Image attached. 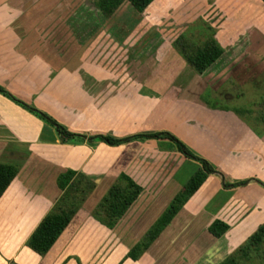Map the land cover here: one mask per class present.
Returning <instances> with one entry per match:
<instances>
[{"label":"crops","instance_id":"0c3cea01","mask_svg":"<svg viewBox=\"0 0 264 264\" xmlns=\"http://www.w3.org/2000/svg\"><path fill=\"white\" fill-rule=\"evenodd\" d=\"M247 3L248 0H152L140 12L145 16L143 21L151 18L157 27L184 29L197 16L218 27L223 20L234 18V12ZM256 4L251 1L250 9ZM79 5L73 6L71 0H0V30L3 29L2 45L5 44L0 48V63L4 65L0 66V75L8 76L12 70L10 76L23 81V88L32 91L37 102L45 104L49 111L61 113L67 126L74 123L76 128L78 123L75 130L86 136L159 130L166 127L162 123L166 115L189 114L191 134L210 148L199 149L200 154L220 173L207 175L138 258L124 257L183 186L176 178L184 163L180 153L165 145L166 138L111 145L86 137L72 144L61 141L58 132L55 142L38 141V131L0 110V158L14 155L8 152V140L30 142L24 166L0 196V211L10 204L15 211L20 210L0 215V264H217L240 244L264 264V135L259 136L234 105L210 103L201 97L204 90L208 96L230 101L243 94L237 85L229 90L223 86L227 80L238 79L239 74L229 68L230 62L236 60L235 54H228L234 45L223 48L219 57L222 62L216 59L215 65L192 74L185 82L168 80L167 74L182 75V68L178 74L173 72L175 68L150 69L151 54H146L147 63L133 58L118 71L100 61L107 59L118 65L125 56L102 54V48L98 53L102 42H96L95 49L90 50L86 39H82L78 52L74 54L70 49L74 42L72 23H78L80 31L86 26V18L76 14ZM258 20L245 25L244 32L235 34L240 39L229 43L260 42L257 37L264 32V21L262 17ZM116 23L118 26L120 21ZM132 23L128 21L123 26ZM97 27H102L101 19L99 25L94 23ZM152 55L159 62L166 60L161 54ZM131 62L133 67L127 68ZM137 62L140 64L135 68ZM139 74L144 79L140 80ZM7 88L14 90L11 85ZM188 161L196 168L200 165L194 159ZM67 168L89 175L95 186L83 207L41 255L26 244V239L59 195L56 177ZM121 172L143 189L116 225L109 228L90 214L88 204L112 183L121 182ZM241 179L249 180L234 186L224 184ZM215 219L229 225L220 237L208 229ZM93 237L97 247L90 249L84 244Z\"/></svg>","mask_w":264,"mask_h":264},{"label":"rangeland","instance_id":"374dc122","mask_svg":"<svg viewBox=\"0 0 264 264\" xmlns=\"http://www.w3.org/2000/svg\"><path fill=\"white\" fill-rule=\"evenodd\" d=\"M71 1L73 2V6L75 7L77 4H80L76 8V14L83 15L87 21L85 29L83 28L81 31L77 28L78 23H72L71 35H73L72 40H74V42L70 44V49L74 51V54L78 52L79 41L82 39H86V46L90 50H94L97 43L102 42L101 45L98 46V53L100 48H102V54H123L125 56V61L121 62L118 65L115 63H111L107 59H102L100 61L102 65L106 67L118 68V71L122 69L123 65H126L128 62H130V60H133V58L144 59V61L146 60L144 63H147L148 61L146 54H151L149 58V62L151 64L150 69H152L154 66H157V69H161L163 71H169L171 68H175L177 70L173 72H176L178 74V69L181 70L180 68H182V75L174 77L167 74L168 80L174 79L177 83L185 82L186 80H188V77L196 73V71L194 70L193 66L185 60L183 55L180 54L177 49L172 45L173 40L180 33H185L186 35L194 38L195 40H203L205 38V34H207L205 32H208L209 30L213 32V34L216 33L214 38L222 48H228L230 45H234L231 48L229 47L230 49L228 51V54H235L236 60L230 62L229 68L232 69L233 67V72H236L238 74L241 70V67H243L244 65H248L252 66V69H254V73L260 74L253 78H250L253 79L252 81L250 79H245L243 81L237 79V81L234 82H232L233 80H227V82L224 83L223 86L225 88L227 87L228 90L233 88V86L237 85L236 87L238 88V91L243 92V94L239 96L237 100L230 101L222 96L211 97L208 96V91L206 90L202 92L201 97L205 98L206 100H209L210 103H218L219 105L230 103L236 108L239 107V112L246 118L250 127L259 136L264 135V121H261V117L264 118V102L259 103V101L263 98L264 95V73L262 72V69L264 68V32H262L257 37L260 40V42L258 43L253 41L251 42L250 40L248 43L242 44L229 43L231 39H240L235 34L238 31L244 32L245 25H248V23H252L260 19V17H262L261 21H264L263 0L262 3H258L256 0H248L247 5H249L245 8L240 9L239 11L234 12V18H232L230 21L223 20L221 22V26L218 27H215L210 24V26H212L210 29L206 28V26L209 24L204 21L202 17L198 16L194 17L191 22L192 24H188V26L184 29L179 27L177 28L171 25H168L167 27H157L153 25L154 23L152 19L149 18L150 16H146V18H149V20L144 19L145 21H143L142 18H145V16H143L141 12L133 10L131 5L127 1L121 3L116 8V10L109 16H103L99 9L94 8V5L90 4L92 0ZM251 1L253 3H257L256 8L250 9L252 7V5H250ZM100 19L102 21V27H97V32L95 33L96 29L94 28V23L99 25ZM117 20L120 21L118 26L116 23ZM128 21L129 24L130 22H133V25H130L129 27H126V25L123 26ZM181 30H183V32H181ZM143 34L144 36H142ZM2 38L3 29L0 30V48L5 45H2ZM72 50L71 52L73 53ZM152 54H161L160 56L166 58V60H160L161 62H159V59L155 58ZM245 55H250V57L247 58L245 57ZM176 58L177 60H179L173 61V59L175 60ZM219 59L220 62H222L221 58ZM170 60H172V62H168ZM139 64L140 63L137 62L134 67L138 68ZM215 64L216 63H213V65ZM1 65L3 64L0 63V66ZM8 67L9 66L6 65L5 69L7 70ZM130 67H133L132 62L129 63V65L127 66V68ZM23 70L24 72H28L26 69ZM142 70L145 71V68L143 67ZM9 72L10 73L7 74L8 76H6L5 74L0 75V87H2V89L4 90H0V110L5 111L9 118L13 119L16 122H19L22 125H25L26 127H29L30 129H34L35 132L38 131V141L55 142L56 137L59 136L58 131L55 125L47 121L35 111L31 110L29 106H33L38 108L39 110L44 111L52 118L56 119L59 123L63 124L68 130L77 132V130L75 129L79 128L78 123L75 126L76 128H73L72 126L74 123L67 126L64 122H62L63 115L61 113L57 112L56 110L53 111L51 109V111H49L45 104L39 101L37 102V100L35 99V95H33V92L29 89L23 88L25 86V83L19 79H16L15 77H11L10 75L13 74L12 70L10 71L9 69ZM139 78L140 80L144 79L142 74H139ZM153 82L154 81L152 80L151 83ZM38 83L40 84V82ZM7 85L8 87L9 85H11L14 90L8 89ZM62 99L65 98L63 97ZM68 101L71 102L72 100ZM71 103L74 102L72 101ZM190 121L191 117L189 114H183V116L181 115L179 117H171L170 115H166L162 119V123L166 124V127L159 130H167L173 133L180 140H182L192 152L202 156L200 154L201 152L199 151V149L205 150L210 148H206L207 145L202 146L199 139L195 138L191 134L192 127ZM131 133L134 132H130L129 134ZM66 142L76 144L81 142V140L79 139V137H74L66 140ZM7 144V147L9 149L8 152H10L11 154L14 153V155L10 156L9 154L10 157L4 156L0 158V161L14 163L15 165H17L18 169H20V167L24 166V156L29 151L28 149L30 146V142H17V140H8ZM165 145L173 146L174 150L179 152L184 159V163L180 166V168H178L176 174V178L179 179V181H182L181 183L183 184L188 179L189 175L193 173L197 168L194 164L188 161L190 157L185 156L182 152L177 150L173 141L167 139V143H165ZM102 195L100 194L99 198L98 196H95V198L93 199V203L91 202L90 204H88V207H90V214H92V216L94 217L95 215H93V210L95 209ZM84 202L82 203L81 207H83ZM14 207V205L10 204L5 210L0 211V215L9 214V212L19 213L20 210L15 211ZM97 220L99 223L101 222L99 219ZM88 240L89 241L84 244L86 247H89L90 249L94 248L95 246L97 247V242L94 237L93 239L89 238ZM256 261L258 264H261L257 259Z\"/></svg>","mask_w":264,"mask_h":264},{"label":"trees","instance_id":"16d2710c","mask_svg":"<svg viewBox=\"0 0 264 264\" xmlns=\"http://www.w3.org/2000/svg\"><path fill=\"white\" fill-rule=\"evenodd\" d=\"M124 1H127L135 11L140 12L152 0H92V3L101 11L103 16H109ZM211 27L210 25L206 26L207 29ZM208 32H205L208 35L205 34L203 40H195L185 33H180L172 42L177 51L183 55L185 60L198 73H203L207 70L223 53V48L215 40L213 32L209 30ZM0 90H3L2 87H0ZM263 101L264 95L259 103ZM29 108L56 126L57 131L60 133L61 141L74 137H79L80 139L88 137L89 139H97L116 145L134 139L167 138L175 143L177 150L199 162V167L188 177L183 186L173 195L166 207L146 229L142 237L128 249L124 257L138 258L171 221L188 198L198 189L207 175L209 173H220L208 159L192 152L182 140L167 130L139 131L123 136H114L109 133H95L86 136L84 133L68 130L63 124L36 107L29 106ZM236 110L240 111L238 108ZM261 121H264L263 117H261ZM17 172L18 167L14 163L0 161V196ZM118 177L122 183H112L93 210V215L109 228L116 225L143 189L139 183L124 172H121ZM248 180L224 181V184L234 186L244 184ZM56 183L60 188L59 195L26 239V244L41 255L50 249L95 186V181L92 177L73 168L61 171L56 177ZM228 227L227 222L215 219L208 226V229L211 233L220 237ZM217 264L258 263L246 246L240 244Z\"/></svg>","mask_w":264,"mask_h":264},{"label":"flooded vegetation","instance_id":"af4514ba","mask_svg":"<svg viewBox=\"0 0 264 264\" xmlns=\"http://www.w3.org/2000/svg\"><path fill=\"white\" fill-rule=\"evenodd\" d=\"M262 72L264 73V68L262 69ZM238 74L239 75H237V78L239 80L243 81L245 79L248 80L250 78H253L255 76H258L260 73L259 74H256V73H254V69H252V66L244 65L243 67H241V70H240V72ZM250 80L252 81L253 79H250Z\"/></svg>","mask_w":264,"mask_h":264}]
</instances>
